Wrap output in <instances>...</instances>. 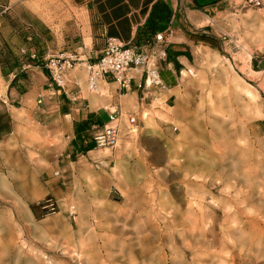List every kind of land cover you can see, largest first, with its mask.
<instances>
[{"label": "rangeland", "instance_id": "374dc122", "mask_svg": "<svg viewBox=\"0 0 264 264\" xmlns=\"http://www.w3.org/2000/svg\"><path fill=\"white\" fill-rule=\"evenodd\" d=\"M21 2L35 13L4 19L38 23L41 50L48 38L52 57L91 48L82 16L63 0ZM230 4L206 27L216 48H191L184 116L161 169L143 174L135 165L111 189L106 171L68 170L65 141H35L20 117L17 146L0 149V235H17L34 264H264V72L255 69L264 9ZM7 121L0 111V137ZM20 260L0 252V264H32Z\"/></svg>", "mask_w": 264, "mask_h": 264}, {"label": "crops", "instance_id": "0c3cea01", "mask_svg": "<svg viewBox=\"0 0 264 264\" xmlns=\"http://www.w3.org/2000/svg\"><path fill=\"white\" fill-rule=\"evenodd\" d=\"M231 1L63 0L68 9L82 16L91 48L75 58L77 63L65 72L58 87L45 68L46 60L56 52L55 44L48 38L43 51L38 23L20 21L14 26L4 19L8 13L32 15L34 10L21 0H0V47L5 51L0 56V111L7 115L9 128L0 137V149L17 146L21 117L36 131L35 141H65L59 154L68 170L106 171L111 189L118 178H130L135 165L143 174L144 170L161 169L169 163L174 125L184 116L178 102L184 93L182 75L193 55L191 48L194 44L210 46L200 40L210 38L206 27L211 13L215 18L226 12L222 7L231 6ZM157 33L167 43L164 58L157 63L162 86L145 85L141 68L130 71L127 90L110 75L100 77L94 89L89 87L87 66L96 62L107 38L138 52ZM255 69L264 72L257 64ZM18 113L22 116L15 115ZM104 126L118 129L116 148L94 147L92 135ZM41 128L47 135L43 130L40 133Z\"/></svg>", "mask_w": 264, "mask_h": 264}, {"label": "built area", "instance_id": "2783aa9c", "mask_svg": "<svg viewBox=\"0 0 264 264\" xmlns=\"http://www.w3.org/2000/svg\"><path fill=\"white\" fill-rule=\"evenodd\" d=\"M232 4L239 9H264V0H232ZM166 44L164 35L157 33L137 52L114 38H107L96 62L87 66L89 87L94 89L100 77L110 75L123 90H127L131 81L130 71L141 68L145 73V85L162 86L157 74V63L164 58ZM76 63L77 60L71 57H51L46 60L45 68L49 72L51 82L60 87L65 72ZM129 121L134 123L135 119L130 118ZM118 138L119 131L115 126H104L94 132L92 142L96 148H116ZM53 175L57 176L58 172Z\"/></svg>", "mask_w": 264, "mask_h": 264}, {"label": "bare ground", "instance_id": "6f19581e", "mask_svg": "<svg viewBox=\"0 0 264 264\" xmlns=\"http://www.w3.org/2000/svg\"><path fill=\"white\" fill-rule=\"evenodd\" d=\"M46 16V15H45ZM53 16V15H52ZM54 17V16H53ZM242 50V49H241ZM214 55H215V53H214ZM204 60V59H203ZM218 61H219V59H218ZM214 67H216V66H214ZM260 182V181H259ZM259 187V186H258ZM242 188V187H241ZM260 189V188H259ZM246 190V189H245ZM261 190V189H260ZM249 191V190H248ZM25 193V192H24ZM244 195V194H243ZM257 205V204H256ZM250 206V205H249ZM236 208V207H235ZM247 208V207H246ZM240 209V208H239ZM240 211H241V209H240ZM242 212V211H241ZM259 212V211H258ZM262 212V211H261ZM259 215V214H258ZM241 216H244V215H241ZM190 216H188L187 218H189ZM185 218V217H184ZM253 217H251V219H252ZM262 218H264V216L262 215ZM246 219H247V216H246ZM192 220V219H191ZM247 221V220H246ZM251 226V225H250ZM252 227V226H251ZM247 228V227H246ZM187 229V228H186ZM190 231V230H189ZM188 231V232H189ZM192 233V232H191ZM264 233V232H263ZM262 233V234H263ZM188 234V233H187ZM19 235V234H18ZM250 235V234H249ZM21 236V235H20ZM19 236V237H20ZM188 236V235H187ZM245 236H246V234H245ZM18 239V237H17V235L15 236V235H13V234H11V233H2L1 235H0V252L2 253V256H6L7 258H13L14 260H16V261H19L21 258H24V260L25 261H27V262H30V263H32V264H34L33 263V259H32V256H29V253L28 252H26V251H23L22 250V248L21 247H19V246H17V244H16V240ZM21 241H23V240H21ZM20 242V241H19ZM262 243V242H261ZM260 243V244H261ZM19 244V243H18ZM262 245H264V244H262ZM47 246V245H46ZM261 246V245H260ZM35 250V249H34ZM43 250H44V248H43ZM28 251V250H27ZM30 251V250H29ZM45 251V250H44ZM66 251V250H65ZM31 252V251H30ZM36 252V251H35ZM57 252V251H56ZM43 253V252H42ZM66 253H68L67 251H66ZM79 254V253H78ZM77 254V255H78ZM39 255V254H38ZM38 255H37V257H38ZM40 256V255H39ZM41 257H42V255H41ZM78 257H80V256H78ZM77 257V258H78ZM42 259V258H41ZM47 259V258H46ZM37 260H38V258H37ZM21 261V260H20ZM41 261V260H40ZM49 262V261H48ZM14 263V262H13ZM27 264H29V263H27ZM42 264V263H41Z\"/></svg>", "mask_w": 264, "mask_h": 264}, {"label": "trees", "instance_id": "16d2710c", "mask_svg": "<svg viewBox=\"0 0 264 264\" xmlns=\"http://www.w3.org/2000/svg\"><path fill=\"white\" fill-rule=\"evenodd\" d=\"M200 41L208 43L211 47L216 48V44L210 38H201Z\"/></svg>", "mask_w": 264, "mask_h": 264}, {"label": "water", "instance_id": "95a60500", "mask_svg": "<svg viewBox=\"0 0 264 264\" xmlns=\"http://www.w3.org/2000/svg\"><path fill=\"white\" fill-rule=\"evenodd\" d=\"M257 68L259 70H264V60H260L258 63H257Z\"/></svg>", "mask_w": 264, "mask_h": 264}]
</instances>
